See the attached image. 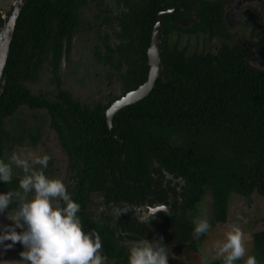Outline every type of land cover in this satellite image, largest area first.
<instances>
[{"label": "trees", "instance_id": "trees-1", "mask_svg": "<svg viewBox=\"0 0 264 264\" xmlns=\"http://www.w3.org/2000/svg\"><path fill=\"white\" fill-rule=\"evenodd\" d=\"M96 1L28 0L23 6L0 81V159L5 160V149L13 139L5 120L21 106L46 105L70 163L74 159L85 168L89 186L98 187L94 177L109 165L119 169L123 182L129 178L140 186L147 183L151 191L158 189L151 173L163 176L164 171L181 178L184 184L178 209L182 212L171 214L183 217L178 224L185 232L191 230L186 212L205 195L211 200L214 224L226 222L231 196L249 198L256 193L264 197V71L250 63L242 45L222 43L215 53L204 47L188 53L178 47L177 40L170 42L173 32L208 38L223 34V10L217 1L134 0L141 10L124 15L133 29L126 19L119 23L120 57L110 52L100 57L101 61L109 60L112 67L119 64L112 61L126 60L129 71L120 81L127 92L147 81L146 52L158 11L191 9L197 20L185 30L174 25L171 19L175 15H161L165 21L162 71L147 97L114 115L111 129L99 104L90 111L86 108V123L75 128L59 121L65 110L79 108L68 92L58 90L54 100H47L27 88L37 80L45 62L56 72L69 53L71 39L79 32L80 10ZM2 23L0 13V28ZM130 51L136 60L127 61ZM63 129L80 139L68 142ZM17 182L13 178L10 183L0 182V193L13 191ZM253 246L264 256L263 232L253 235Z\"/></svg>", "mask_w": 264, "mask_h": 264}, {"label": "flooded vegetation", "instance_id": "flooded-vegetation-1", "mask_svg": "<svg viewBox=\"0 0 264 264\" xmlns=\"http://www.w3.org/2000/svg\"><path fill=\"white\" fill-rule=\"evenodd\" d=\"M125 1L103 0L101 2L97 0L96 3L91 7H85L81 9V20L78 29L79 32H77L73 36L70 41L69 47L70 53L74 45L75 37L77 36V34L81 33V31H84L86 27L95 29L97 33L96 36L100 41V48L98 50L96 48L92 49L94 62L95 64L103 68L105 73L107 74V77H105L104 79H112L118 86L120 92L114 94V96L110 97L105 103H96L93 105L82 103L71 96L74 100L78 102L77 105L79 108L65 110L62 113L63 117L59 121H62L64 123H70L75 128L78 125H84L86 123L85 109L87 108L89 109V111L93 110L95 109L94 107L99 104L101 106V114L103 113L108 129H111L112 120L111 124H109L107 117L109 109L116 101L122 99L131 91H134H124L122 82L120 81L122 78L127 76L129 71V66L126 64V60L112 61L115 62V65L119 62L116 67H112V64L107 59H105L104 61L100 60L101 56H105L106 53L109 52L118 58L120 57V54L118 53L119 50L117 47L122 41L121 37H119V35L122 34L120 32L122 26H119L121 20L123 21L124 19H126L128 21L129 29L134 28L132 26V23L130 24V21L128 20V15H124L127 14L126 12H128V14L129 12L135 14L138 9L139 11L141 10V5L138 1L137 5L134 0ZM207 1H217L222 6V24L223 28L225 29V32L233 33L239 30L240 32H245L246 35L248 34V39L245 42L247 47L243 45L242 46L246 50L247 48L255 50L258 53V57L260 59H262L261 57H263L264 59V0ZM175 9L177 11L174 13L168 11ZM88 12H90L91 17L87 20ZM164 13L175 15L174 18L171 19L174 25L178 28H182L185 30L191 29V27L194 25V22L197 20L194 15V11L191 9L185 11L184 9L181 10L180 7L170 8L165 11H158L157 16L158 14H160L161 17V15ZM178 34L180 35L182 33L178 32ZM186 35L195 37L198 34L186 33ZM256 39L257 41L255 42ZM134 59L136 60V56L134 55L133 51H130L127 61H132ZM60 64L61 63H59L56 72L58 71ZM51 72L53 73L52 75L56 73H54L53 71ZM58 90L61 89L57 88V90L53 93L44 92L38 93L36 95L41 96L43 99L54 100V97L56 96ZM23 107L27 108L30 111L37 112V114H39L40 116L43 113L48 129L51 131L53 139L55 140L56 149L59 152H63L64 157L66 159V166L63 168L65 174L64 177L61 178V180L67 185L71 198L75 202L79 203L81 206L78 216L82 221L84 231L88 232L91 230H95L99 233L102 240L101 254L108 258L107 264H128L129 248L127 242L135 241L142 237L149 240H152L153 238L163 237V244L168 246L169 251L168 264L216 263V261H210L209 259L207 260H209L210 262L206 260L207 262L203 261L202 263H191L186 258L187 253L189 254L192 252L198 254L200 252L199 246L204 242L207 233L202 234L198 237H194L196 210L203 199L199 203H197L192 210L186 212L185 217L189 219V225L191 227L190 232H185V230H183V228L180 226V223L178 224L179 219H183V217H175L171 214L174 211L178 214L182 212L180 208L178 209L179 202L182 200V198L180 197L182 193L181 187L184 184L181 178L174 177L168 173H165L164 171L162 172L163 176L160 175L161 173H157L156 175L154 173H151V176L154 177V182L158 186L157 191L154 188L151 191L147 183H145V185L141 183L142 186H140L139 183L135 184L129 178H125L123 182L119 169H117L115 166L109 165L103 169V173L101 175L94 177V182L98 184V187L93 188L92 186H89L88 183H85V175L83 173L85 168L80 164H77L74 159L70 163L69 155L65 149V146L63 145L60 134L54 127V120L50 114L49 107H47L46 105H44L43 107L34 108L28 106H21L18 108V110ZM59 121L58 124L62 125ZM22 126L20 134L12 133L8 130L13 136V139L5 149L4 158L6 162H8L6 154L8 152H11L17 146H20V144H22V141L24 139V133L27 132V128L25 129ZM40 129L41 128L38 127L32 128V130H34V136L32 138L33 144H35L36 140L40 138ZM78 131L80 132L81 130L78 129ZM63 132L68 142H71L72 139H80L77 136L71 137L65 129H63ZM84 137L85 136H82V138ZM50 165H52L51 159L47 168L42 169L45 175L49 178L60 179L58 177V174L62 170V168H54V170H56L51 171L50 169H48L51 167ZM154 166L155 168H157L158 164L154 162ZM38 169H40V167ZM148 170L150 171L152 170V168H149ZM21 175L22 174H20L19 172L20 177L13 176L12 178L20 181V179L22 178ZM12 190L20 192L21 196L25 197L24 193L21 192L22 190L20 189L19 191V182L14 184ZM27 195H30L33 198L34 193H29ZM157 204L166 205L167 210L164 212L157 213L155 218L151 219L148 223H141L139 219L135 218L137 215L135 209H142L146 211L145 206H154ZM18 206L19 203L14 201L9 206V209L7 210L8 213L13 216L15 213L13 209L18 208ZM114 207H129L131 209L121 214L117 218L116 215L113 213ZM101 208H103V211H100ZM211 211L213 216V207ZM212 220H210V225L213 226L214 223H212ZM0 226H2V224ZM17 231L20 232L22 230L18 228ZM5 244H11V241H5ZM12 247L16 249L18 254H20V252L24 250L23 246L20 243H16ZM255 251L259 253L256 249ZM260 256L264 258V256H262L261 254ZM218 261H220L221 263L219 262L217 264H223L222 258ZM236 264L238 263L236 262Z\"/></svg>", "mask_w": 264, "mask_h": 264}, {"label": "clouds", "instance_id": "clouds-1", "mask_svg": "<svg viewBox=\"0 0 264 264\" xmlns=\"http://www.w3.org/2000/svg\"><path fill=\"white\" fill-rule=\"evenodd\" d=\"M50 159L47 154L36 156L23 152H13L8 162L0 159V182L10 183L13 166H16L23 171L19 188L25 196L34 193L31 200H25L16 191L0 193V213L7 212L14 201L19 203L18 210L10 218L12 225L0 226V245L11 248L20 243L24 250L19 255L24 264H107L108 258L101 254L99 233L84 231L78 216L81 206L71 198L67 185L61 179L49 178L40 170L47 168ZM145 208L146 211L135 209V218L141 223H148L157 213L167 210L163 204ZM129 209L114 207L113 213L118 218ZM210 227L208 220L197 219L194 237L208 233ZM18 228L22 231L18 232ZM246 240V233L234 223L228 227L223 240L213 242L212 249L223 259V264H236L246 256ZM5 241H11V244H5ZM127 244L128 264H168L169 251L163 244V237L152 240L142 237ZM244 264L258 262L254 255H248Z\"/></svg>", "mask_w": 264, "mask_h": 264}, {"label": "rangeland", "instance_id": "rangeland-1", "mask_svg": "<svg viewBox=\"0 0 264 264\" xmlns=\"http://www.w3.org/2000/svg\"><path fill=\"white\" fill-rule=\"evenodd\" d=\"M13 2L14 0H0V13L2 14V18L6 15ZM90 17V12H88L87 20ZM228 33L224 32L212 39L203 34H198L193 37L186 34H180L178 36L173 32L170 36V42H175L177 40L178 47L181 49L185 48L188 53H191L195 49H203V47L215 53L222 43L228 46L243 45L247 47L245 42L248 39V34L246 35L245 32H240L239 30L237 32ZM96 35L95 29L86 27L84 31H81V33L77 34L75 37L71 52L61 59L58 71L52 75L53 73L50 70L49 64L45 62V64L42 65L37 80L27 84V88L34 95L44 92L53 93L59 88L70 93L74 99L90 105L105 103L110 97H113L114 94L119 93L120 91L116 83L110 78L104 79L107 77V74L103 68L94 62L92 49L96 48L98 50L100 48V41ZM256 41L257 39L255 42ZM247 50L250 55V63L264 71L263 57L260 59L255 50L249 48H247ZM21 126L25 129L27 128V132L24 133L22 144L6 154L7 160H9L13 152H23L24 154L32 153L36 156L47 154L52 160V165H50L52 168L50 167L48 169L55 171L59 167L62 168L58 177L60 179L63 178L65 174L63 168L66 166V159L63 152H59L56 149L55 140L53 139L51 131L48 129L43 113L40 116L37 112L30 111L23 107L19 109L15 115L8 118L5 123L6 129L16 134L21 133ZM34 127L41 128L40 138L36 140L35 144L32 143V138L34 136V130H32V128ZM36 167L39 168L40 166ZM54 168L56 169L54 170ZM19 172L22 174L21 176H23L22 169L13 166V176L20 177ZM23 198L25 200L32 199L30 195H26ZM211 209V200L208 195H205L196 210V220L206 219L210 224V220L213 218ZM13 210L15 212L18 208ZM11 217L8 211L0 213V225H11L13 223L10 219ZM234 223L239 224L247 236L246 256L244 259L237 261V263L244 264L248 255H254L258 264H264V258L261 257L253 247V235L259 232L264 233V197H260L256 193H253L249 198H244L239 195L231 196L228 204L226 222L223 224L211 225L204 242L202 244L200 243V252L198 254L192 252L189 254L187 253V260L191 263H202L207 259L210 261H218L221 259L216 256L212 249V244L216 240H223L228 227ZM0 264H24V261L21 260L16 249L13 247L5 248L3 245H0Z\"/></svg>", "mask_w": 264, "mask_h": 264}, {"label": "water", "instance_id": "water-1", "mask_svg": "<svg viewBox=\"0 0 264 264\" xmlns=\"http://www.w3.org/2000/svg\"><path fill=\"white\" fill-rule=\"evenodd\" d=\"M27 1L28 0H14V2L10 5L6 15L3 17V23L0 28V81L7 62L17 19ZM168 11L174 13L177 10L175 9ZM164 23L165 21L162 20L160 18V14H158L157 21L152 29L150 45L147 50V64L149 66L147 81L143 85L139 86L136 90L131 91L112 105L107 116L109 124H111L113 115H115L121 109L144 99L153 90L159 74L162 71L160 56L162 53L161 33Z\"/></svg>", "mask_w": 264, "mask_h": 264}]
</instances>
